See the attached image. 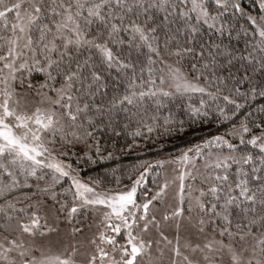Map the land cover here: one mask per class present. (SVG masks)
<instances>
[{
  "label": "snow or ice",
  "instance_id": "obj_1",
  "mask_svg": "<svg viewBox=\"0 0 264 264\" xmlns=\"http://www.w3.org/2000/svg\"><path fill=\"white\" fill-rule=\"evenodd\" d=\"M0 264H264V0H0Z\"/></svg>",
  "mask_w": 264,
  "mask_h": 264
}]
</instances>
